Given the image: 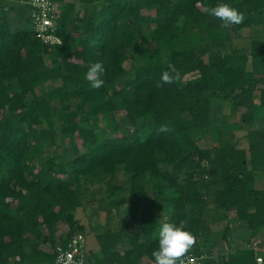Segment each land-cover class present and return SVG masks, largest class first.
<instances>
[{"label":"trees","instance_id":"1","mask_svg":"<svg viewBox=\"0 0 264 264\" xmlns=\"http://www.w3.org/2000/svg\"><path fill=\"white\" fill-rule=\"evenodd\" d=\"M29 1L0 0V264H54L41 244L55 247L79 232L88 246L77 211L104 200L105 223L112 211L121 215L95 234L93 264H155L163 223L194 234L186 254H207L205 264H257L255 252L235 242L239 231H214L207 215L212 195L218 210L236 211L248 236L264 230V190L248 185L264 146V119H254L264 73L234 69L221 55L232 26L220 27L206 9L240 6L248 19L264 0H53L63 40L55 46L25 28ZM251 55L264 65V41H253ZM96 61L105 68L99 90L84 78ZM170 64L181 80L156 87ZM56 80L63 84L37 92ZM228 92L233 110L247 109L249 146L200 148L193 134L213 123L212 97ZM161 124L171 131L157 134ZM49 147L58 154L49 157ZM120 172L125 185L115 183ZM62 222L69 231L58 237ZM222 241L234 249L220 253Z\"/></svg>","mask_w":264,"mask_h":264},{"label":"rangeland","instance_id":"2","mask_svg":"<svg viewBox=\"0 0 264 264\" xmlns=\"http://www.w3.org/2000/svg\"><path fill=\"white\" fill-rule=\"evenodd\" d=\"M103 2V0L101 1ZM22 7L23 4H18V8ZM235 7L238 11L246 12L244 8L240 6H232ZM89 8L93 10V6L90 5ZM17 11L15 13H20L23 10ZM30 9H24L26 14H30ZM31 18V16H30ZM214 18V17H213ZM31 20V19H30ZM31 22V21H30ZM25 21V28L31 29L32 23ZM16 29L17 26H14ZM224 33V45L220 46V53L227 57L229 55L230 60H232L234 69H242L245 71H251L257 74L264 73V65L260 63L258 60L252 58L251 50L252 43L254 40H262L264 41V10L258 12V14H254L252 18L245 19L244 22L240 25H232V28L227 29ZM202 43H208V37H204L201 41ZM150 47V46H149ZM238 51L236 53V51ZM235 51V52H234ZM240 53L241 55H238ZM190 78L194 77V75L188 76ZM63 84L62 80H56L52 82H48L45 85L41 86L37 89V92H47L54 87H59ZM260 88H263L260 85ZM250 99L254 100L253 93L250 94ZM254 97V98H253ZM30 98H32L30 96ZM213 100V123L211 126L205 130L198 131L193 134L194 139L200 148L203 149H213L216 146H226L232 143H235L240 148H247L248 145V137L247 130H244L246 127L242 124V115L247 112L246 108H240L238 110H233V106L235 105L236 100L233 98L232 93H224L221 95H215L212 97ZM254 119L262 120L264 119V106L256 105L254 110ZM244 128V129H243ZM80 143V142H79ZM59 152V150H58ZM58 154L56 148L49 147L48 156H53ZM255 161L256 168L252 171L248 185L252 186L258 190H264V146L262 150L257 151L255 153ZM115 183L118 185L127 184V178L123 172H120L116 176ZM208 202L210 207L209 215H207V220L214 231L223 230L227 225H231L233 229L239 231L237 235L241 234L242 236H237L238 239H235V242L240 243L242 246L247 247L248 243L253 240H257L261 242L263 245L264 255V230L257 236H247L246 230H240L238 228L237 223V214L235 210H231L229 212H225L223 210H218L214 206V199L212 195L208 196ZM107 206L108 202L106 200L100 202L96 201L94 204L85 205L84 208H80L77 211V219L86 225L88 229L87 239H88V254L89 250L92 252L99 251V243L95 237V234H98L108 227H116V221L118 220V216L121 215L119 212L112 211L109 213L110 222L105 223V218H107ZM160 207H163L162 205ZM162 215V214H161ZM163 217V216H162ZM160 216L159 220H162ZM69 231L68 226L65 223H60L58 226V236H65ZM250 233V232H248ZM247 237V238H246ZM202 238L200 239V241ZM249 241V242H248ZM234 242V245H235ZM47 243L41 244L40 248L45 252L44 249H50V245H46ZM126 246V245H125ZM233 247V248H232ZM229 246L225 242H221L219 246L220 253L227 254L235 246ZM123 249V248H122ZM52 250V249H51Z\"/></svg>","mask_w":264,"mask_h":264},{"label":"clouds","instance_id":"3","mask_svg":"<svg viewBox=\"0 0 264 264\" xmlns=\"http://www.w3.org/2000/svg\"><path fill=\"white\" fill-rule=\"evenodd\" d=\"M206 13L221 21L220 27L228 28L232 25H240L245 20L242 11L227 3H220L216 6H209ZM105 72L102 62L90 63L85 74V79L90 87L99 90L104 86L105 81L101 78ZM181 80L180 71L175 65H168V69L163 71L160 80L156 82V87L161 88L164 84H172ZM157 134L168 133L171 128L167 124H161L157 128ZM158 248L152 251L155 264H178L182 257L196 244L197 239L194 234L184 230L173 223H163L159 230Z\"/></svg>","mask_w":264,"mask_h":264},{"label":"built area","instance_id":"4","mask_svg":"<svg viewBox=\"0 0 264 264\" xmlns=\"http://www.w3.org/2000/svg\"><path fill=\"white\" fill-rule=\"evenodd\" d=\"M28 4L31 5L32 30L37 38L47 46L62 45L63 40L58 34L57 4L53 0H30ZM247 249L255 252L257 264H264L261 242L252 240ZM52 253L55 255L54 264H93L86 250V236L82 232L75 234L66 243L59 239ZM207 258V254L189 253L185 254L178 264H205Z\"/></svg>","mask_w":264,"mask_h":264},{"label":"crops","instance_id":"5","mask_svg":"<svg viewBox=\"0 0 264 264\" xmlns=\"http://www.w3.org/2000/svg\"><path fill=\"white\" fill-rule=\"evenodd\" d=\"M250 234V233H249ZM248 236V235H247ZM250 236V235H249ZM58 237H63V236H58ZM247 238V237H246ZM234 239H238V237L236 238V237H234ZM59 240V239H58ZM46 245H50V244H46ZM51 246V245H50ZM52 249V250H51ZM45 250V252H47V253H50V254H52V251H53V247L51 246V248L50 249H44Z\"/></svg>","mask_w":264,"mask_h":264}]
</instances>
